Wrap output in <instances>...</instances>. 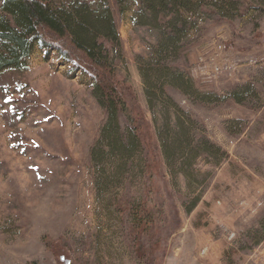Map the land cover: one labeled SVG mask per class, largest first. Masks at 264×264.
<instances>
[{
  "label": "rangeland",
  "instance_id": "1",
  "mask_svg": "<svg viewBox=\"0 0 264 264\" xmlns=\"http://www.w3.org/2000/svg\"><path fill=\"white\" fill-rule=\"evenodd\" d=\"M108 1L122 38L113 63L163 129L141 72L159 33L135 23L134 0L120 13ZM235 1L223 12L229 18L201 16L174 62L201 93L217 96L205 104L170 89L196 136L220 151L189 158L159 146L168 185L159 182L149 199L156 230L142 238L153 251L145 258L129 236L135 218L120 216L117 203L142 202L146 176L141 166L124 177L112 168L99 144L106 114L92 80L41 47L23 69L0 72V264H58L45 236L62 238L75 264H264V0ZM169 117L173 129L177 116Z\"/></svg>",
  "mask_w": 264,
  "mask_h": 264
},
{
  "label": "trees",
  "instance_id": "2",
  "mask_svg": "<svg viewBox=\"0 0 264 264\" xmlns=\"http://www.w3.org/2000/svg\"><path fill=\"white\" fill-rule=\"evenodd\" d=\"M115 1L119 13L124 12V0ZM134 1L138 8L135 15L140 18L135 23L151 26L159 33L152 58L141 66V72L149 104L152 107L154 102L159 104L158 114L165 117L164 130L155 128L134 86L117 72L113 63L115 55L122 50V38L108 0H0V72L23 69L37 47H41L47 52L56 51L66 63L73 65V70L92 80L93 94L106 114L99 144L107 146L106 154L114 161L112 168L123 170L124 177L141 166L146 176L142 202L133 204L123 198L117 203L120 216L130 212L135 218L134 226L129 227V236L134 240L139 258H145L153 251L144 249L142 238L156 230L155 212L149 199L153 193H160L159 182L168 185L159 146L164 149L173 146V150L169 148L170 155L188 156L189 152V158L204 148L220 151L208 136H196L193 116L175 102L170 89L205 104L215 101L217 96L201 93L195 88L193 78L174 62L180 58L184 41L190 39L201 16L229 18L223 12L231 10L236 1ZM232 97L238 103L243 102L237 91ZM171 113L177 116L173 129L169 128ZM94 155L97 163H105L102 150L97 148ZM103 173L106 171L102 177ZM44 241L58 264H75L62 238L45 236Z\"/></svg>",
  "mask_w": 264,
  "mask_h": 264
}]
</instances>
